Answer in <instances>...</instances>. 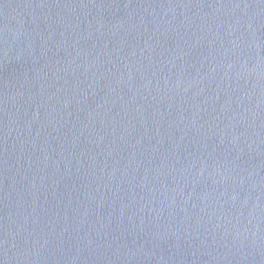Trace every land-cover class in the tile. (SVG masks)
I'll list each match as a JSON object with an SVG mask.
<instances>
[{"label": "water", "instance_id": "water-1", "mask_svg": "<svg viewBox=\"0 0 264 264\" xmlns=\"http://www.w3.org/2000/svg\"><path fill=\"white\" fill-rule=\"evenodd\" d=\"M0 264H264V0H0Z\"/></svg>", "mask_w": 264, "mask_h": 264}]
</instances>
